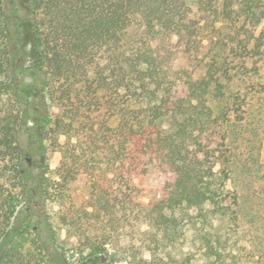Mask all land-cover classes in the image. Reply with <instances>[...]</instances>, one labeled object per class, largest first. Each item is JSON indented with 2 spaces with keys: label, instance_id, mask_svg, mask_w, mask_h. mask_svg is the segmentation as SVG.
Masks as SVG:
<instances>
[{
  "label": "trees",
  "instance_id": "16d2710c",
  "mask_svg": "<svg viewBox=\"0 0 264 264\" xmlns=\"http://www.w3.org/2000/svg\"><path fill=\"white\" fill-rule=\"evenodd\" d=\"M233 1L0 0V264H69L47 202L70 185L88 194L61 216L75 264H238L215 220L237 218L228 129L245 97L216 111L226 83L211 72ZM241 3L256 16L255 0ZM149 164L162 181L147 199ZM148 222L150 259L120 252Z\"/></svg>",
  "mask_w": 264,
  "mask_h": 264
},
{
  "label": "rangeland",
  "instance_id": "374dc122",
  "mask_svg": "<svg viewBox=\"0 0 264 264\" xmlns=\"http://www.w3.org/2000/svg\"><path fill=\"white\" fill-rule=\"evenodd\" d=\"M233 2V19L226 22L224 30L225 40L229 45L221 53L219 67L211 72L222 76L221 80L226 83L227 97L216 104L214 107L216 111L232 110L234 96L245 97L242 102L243 121L232 119L231 127L228 129V143L232 148L235 163L232 175L234 179L229 180V188L226 190L236 193L239 201L236 208L237 218L233 222H229L226 218L227 221L224 223L220 217L215 222L218 226L228 227L226 233L229 241L228 246L233 249L235 255L240 256L237 260L238 264H264V57L261 54L264 51V0H255L256 16L244 12L242 0ZM257 17L262 18L261 22L253 26ZM240 26L243 28L238 35L236 30ZM232 40L235 42H231ZM232 46L240 55H236L234 52L233 56H229ZM227 78L230 79L227 80ZM56 100L57 97H53L51 104L55 117L60 116L63 112ZM223 130L225 129L220 130L221 134L224 133ZM61 139L64 140L65 137ZM48 144L51 148L46 163L49 165V178L53 180V178H57V168L61 156L60 153L52 150L50 142ZM139 181L143 195H146L148 199L157 193L158 185L162 179L154 164H149L147 175ZM53 188H55L53 196L47 202V211L51 218V224L60 237L63 248L61 251L65 252L69 264H75L79 259L75 254L78 239L72 230H68L62 224L61 216L65 207L86 206L88 194L86 189L74 185L67 187L68 190L66 189L65 192L61 187ZM133 231L134 235L131 241L124 242L118 250L123 252L122 248H124L129 254L137 252L138 257L150 259L151 253L146 246H148V238L155 231L154 223L148 222L140 225ZM49 251L54 253L51 249H48V253ZM129 256L128 258H132L131 255ZM104 258L101 260L102 262L106 261L104 264H130L129 259L112 262L108 260L109 258Z\"/></svg>",
  "mask_w": 264,
  "mask_h": 264
}]
</instances>
